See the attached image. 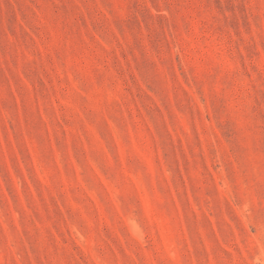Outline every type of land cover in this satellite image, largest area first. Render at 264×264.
<instances>
[{"label": "rangeland", "instance_id": "rangeland-1", "mask_svg": "<svg viewBox=\"0 0 264 264\" xmlns=\"http://www.w3.org/2000/svg\"><path fill=\"white\" fill-rule=\"evenodd\" d=\"M0 264H264V0H0Z\"/></svg>", "mask_w": 264, "mask_h": 264}]
</instances>
